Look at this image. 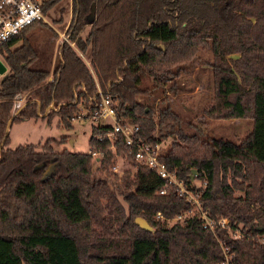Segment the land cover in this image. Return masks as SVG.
I'll list each match as a JSON object with an SVG mask.
<instances>
[{
	"label": "trees",
	"instance_id": "1",
	"mask_svg": "<svg viewBox=\"0 0 264 264\" xmlns=\"http://www.w3.org/2000/svg\"><path fill=\"white\" fill-rule=\"evenodd\" d=\"M56 1H45L42 11ZM70 11L64 34L73 46L58 44L52 68L33 65L37 51L25 31L38 21L0 44L9 68L0 78V264H218L223 254L215 235L231 264H264L257 240L264 233V0H70ZM194 62L211 74L202 115L252 118L236 141L196 125L187 131L165 97L156 110L140 99L175 91L176 77ZM143 75L149 82L141 86ZM96 85L112 97L116 116L138 124L142 138L169 137L160 158L199 192L211 216L228 218L215 235L196 213L170 223L155 217L156 211L171 217L189 203L174 185L159 192L162 178L133 159L119 133L113 141L93 137L103 126L90 125L86 152L55 150L52 137L7 145L13 112L10 123L36 117L52 101L58 108L41 117L55 114L70 126L78 101L88 106ZM17 93L22 105L11 110ZM91 151L100 154L95 168ZM116 154L131 171L109 168Z\"/></svg>",
	"mask_w": 264,
	"mask_h": 264
},
{
	"label": "rangeland",
	"instance_id": "2",
	"mask_svg": "<svg viewBox=\"0 0 264 264\" xmlns=\"http://www.w3.org/2000/svg\"><path fill=\"white\" fill-rule=\"evenodd\" d=\"M70 15V0H57L46 9L44 19L36 22L25 31V36L29 38L37 51V58L33 63L34 66L43 67L48 65L52 68L56 60L58 44L62 40H67L73 46L72 41L68 40L64 34ZM85 29L86 27L81 31V34L84 33ZM19 41L17 40L14 44H18ZM79 55L88 65L87 56L81 52H79ZM0 59L3 61L1 56ZM7 72H9V68L5 66L4 71L0 73V78ZM176 81H178L179 86L175 91L167 89L165 93L154 92L151 95V102L149 101L150 99H145L144 97H140V99L151 104L152 108L156 110L159 105L163 104L162 98L165 97L170 102L171 107L185 120L187 131H192L196 125L203 128L207 135L220 136L236 141L252 126V118L250 117L216 118L202 115L201 108L211 95V74L208 67L195 66L194 62L185 72L176 77ZM148 82V77L143 75L140 85H147ZM78 103L76 105L77 110L84 105L83 100H79ZM14 109L15 97L11 105V110ZM187 120L189 122L186 124ZM99 121L105 122L106 120L100 119ZM92 123L93 121L89 118L75 117L70 119V126H62L57 122V115L55 114L48 121H46L45 117L38 115L36 117L23 118L11 122L8 126L7 145L13 147L18 143L41 142L47 137H52L54 139L51 144L55 150L66 147L72 151L86 152L88 151L87 139L90 135V125ZM168 139L169 137L166 136L160 141L165 144ZM111 164H115L117 173L122 172L124 169L131 171L133 168L129 161L117 154L114 155ZM111 164L109 168L112 170ZM97 165L98 162L92 160V167L95 168ZM52 167L53 165L51 164L50 169L46 173H50ZM94 172L96 175H102L99 170H94ZM165 221L166 223L172 222L170 220Z\"/></svg>",
	"mask_w": 264,
	"mask_h": 264
},
{
	"label": "built area",
	"instance_id": "3",
	"mask_svg": "<svg viewBox=\"0 0 264 264\" xmlns=\"http://www.w3.org/2000/svg\"><path fill=\"white\" fill-rule=\"evenodd\" d=\"M45 1L47 0H0V44L29 23L44 19L42 5ZM80 86L82 87V84ZM20 98L19 93L15 94V109L22 105V99ZM75 100L73 99L74 102ZM87 101L88 106H80L71 119L85 117L91 119L93 124L103 126L104 129L92 134L97 139L106 137L108 140L113 141L116 134L119 133L122 141L132 148L133 159L136 162L145 163L162 178V184L158 191L162 193L168 185H174L177 194L183 196L189 203V207L171 217H164L160 211L155 212V217L170 221H181L188 215L196 213L202 225L210 229L214 235L216 226H223L228 223V218L225 215L216 214L211 216L208 209L200 204L199 192L187 187L182 179L176 176L174 170L170 169L165 161L160 158L164 145L160 140L152 142L145 140L138 134L139 126L137 123L123 116H116L112 97L108 93L102 92L96 85L95 91L87 96ZM58 106L59 104L49 101L42 110L37 108L36 113L41 116L48 110H56ZM100 119H105L106 121L100 122ZM90 153L93 160L97 162L100 156L99 152L91 151ZM111 168L114 172H118L115 164H111ZM230 235L232 237L239 236L238 227L231 230ZM215 237L223 254V259L218 264H231V253L228 252L227 247L216 235ZM257 240L264 245V233L257 235Z\"/></svg>",
	"mask_w": 264,
	"mask_h": 264
},
{
	"label": "water",
	"instance_id": "4",
	"mask_svg": "<svg viewBox=\"0 0 264 264\" xmlns=\"http://www.w3.org/2000/svg\"><path fill=\"white\" fill-rule=\"evenodd\" d=\"M91 13H92V9H91ZM4 69H5V64H4L3 61H1V59H0V73H2V72L4 71ZM17 109H18V108H17ZM13 113H14V112H13ZM13 113L8 117V119H7V121H6V125H5V133L8 131L7 128H8V126H9V123H10L11 119H12V115H13ZM2 142H3V137H2L1 140H0V146H1ZM50 165H51V164H48V165L45 167V169H44V172H45V173L50 169ZM195 173H196L195 168H192V167H191L190 170H189V172H188V175H189V179H190V181L192 180V178H193V174H195ZM133 221H134L135 223H137V224H138L139 226H141V227H144V228H147V229H152L151 225L148 224L147 221H146L143 217H141V216H135L134 219H133Z\"/></svg>",
	"mask_w": 264,
	"mask_h": 264
},
{
	"label": "crops",
	"instance_id": "5",
	"mask_svg": "<svg viewBox=\"0 0 264 264\" xmlns=\"http://www.w3.org/2000/svg\"><path fill=\"white\" fill-rule=\"evenodd\" d=\"M48 77H50V75Z\"/></svg>",
	"mask_w": 264,
	"mask_h": 264
}]
</instances>
